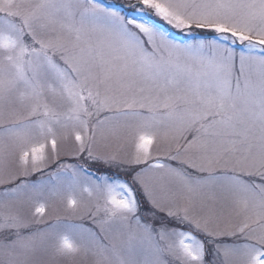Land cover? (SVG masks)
Listing matches in <instances>:
<instances>
[{
	"label": "snow or ice",
	"instance_id": "6c2138e0",
	"mask_svg": "<svg viewBox=\"0 0 264 264\" xmlns=\"http://www.w3.org/2000/svg\"><path fill=\"white\" fill-rule=\"evenodd\" d=\"M0 185V264H264V0H0Z\"/></svg>",
	"mask_w": 264,
	"mask_h": 264
},
{
	"label": "rangeland",
	"instance_id": "374dc122",
	"mask_svg": "<svg viewBox=\"0 0 264 264\" xmlns=\"http://www.w3.org/2000/svg\"><path fill=\"white\" fill-rule=\"evenodd\" d=\"M108 3H119L120 0H106ZM203 34V33H201ZM132 150L131 145H126L125 146V151L130 152ZM62 159L65 162L68 163H74L75 161L71 157H62ZM95 170V169H93ZM111 171L115 172L116 169H112ZM40 176L39 174H34L30 177L31 180L36 181L39 180ZM166 180V178H165ZM3 186L0 185V189H2ZM138 198L140 197V193L138 192ZM150 207L149 205L145 204V208ZM227 210V209H226ZM56 217H60L61 219H67L68 214L64 211V208L61 204L58 202L55 204L54 207H51L48 211V222H54ZM74 223H84L85 225L88 224V221L86 219L80 220L78 218H73ZM61 232L66 233L70 239L74 242L79 244L80 243V238L77 234L76 231H74L70 227H61ZM230 242V241H227ZM211 259V257H209ZM95 257H93L90 253H85L83 250L67 255V256H57L55 255L51 250H49L46 254L42 255L40 257L41 264H94Z\"/></svg>",
	"mask_w": 264,
	"mask_h": 264
}]
</instances>
